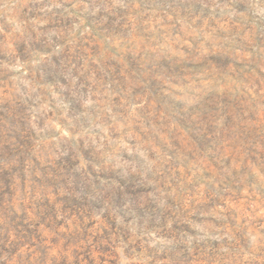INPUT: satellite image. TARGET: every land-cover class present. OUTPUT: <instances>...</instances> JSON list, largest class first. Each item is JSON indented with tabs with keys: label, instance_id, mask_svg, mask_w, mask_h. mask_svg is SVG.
<instances>
[{
	"label": "rangeland",
	"instance_id": "374dc122",
	"mask_svg": "<svg viewBox=\"0 0 264 264\" xmlns=\"http://www.w3.org/2000/svg\"><path fill=\"white\" fill-rule=\"evenodd\" d=\"M0 264H264V0H0Z\"/></svg>",
	"mask_w": 264,
	"mask_h": 264
}]
</instances>
